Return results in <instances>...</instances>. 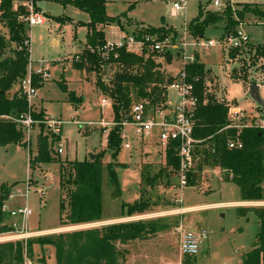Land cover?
Here are the masks:
<instances>
[{
    "label": "rangeland",
    "instance_id": "374dc122",
    "mask_svg": "<svg viewBox=\"0 0 264 264\" xmlns=\"http://www.w3.org/2000/svg\"><path fill=\"white\" fill-rule=\"evenodd\" d=\"M64 1L18 0L13 5L14 10L22 6L28 14H42L46 17V24L32 27L21 17L30 38L31 65L28 68L33 71L47 69L50 73L49 78L43 80L37 88L32 109L47 117L53 116L63 124L60 126V136L48 132L44 125L42 130L40 127L35 128L30 134V140L25 133L26 147L0 146V201L4 195L2 185L11 190V195L0 209V228L6 227L10 231L0 234V238L8 237L12 231H21L23 228V223L11 217L8 210L27 206L32 211L27 221L28 231L43 232L31 238L34 241L77 229L139 221L155 222L165 225L162 232L127 245H119L120 249L127 252L124 264H241L243 255L252 249L260 225L255 214L242 216L238 209L264 207V204L233 205L242 201L240 189L236 184L223 180L226 172L219 167L205 166L200 172L197 166L196 182L182 189L172 174L170 186L160 183L169 180L166 176H160L152 182L153 186H149L141 179L142 170L150 169L151 177H154L167 167L165 150L157 144L156 131L154 137L144 143L135 135L132 127H124L121 134L127 140H122L114 153H110L108 134L105 131L109 132L113 128L111 123H115L114 112L112 105L102 106L101 101L107 96L97 83L101 76L104 83L111 86L118 69L116 66L105 65L100 75L75 69L73 63L77 61V55L84 52L87 24L91 19L89 14L73 5L64 4ZM180 1L106 0L107 15L114 18L116 23L102 26L107 41H119L123 35L137 39L140 31L153 29L159 37L167 36L174 44L180 41L187 43V47L180 50L166 48L162 52H170L172 55L171 63L166 61L165 56L157 58L162 70L177 78L186 62L185 57L194 56L195 62L209 71L207 85L210 93L219 101H227L243 109L247 117L244 121H253L257 117L255 120L261 125V121H264V107L252 99L249 88L253 83L259 84V72L255 67L246 68L249 73L247 81L232 78L233 70L240 72L245 64L243 60L249 61L246 49L236 58L229 55L231 48L225 41L227 35L222 24L210 26L201 39L193 37L189 29L198 17L200 5H203L205 11H222L228 5L233 10L241 11L244 9L242 6L230 1L264 3V0H220V7L214 6L216 0L208 3L207 0H187L186 8L176 12L173 5ZM259 11H264V8L259 7ZM241 22L252 44L263 42V19L246 14ZM249 23L252 25L246 26ZM0 33L9 35L4 24H0ZM210 40L217 41L218 45L208 50L198 45ZM130 48L138 50L139 46L133 44ZM12 49H15V44ZM62 83L67 84L69 90L75 91L82 102L76 105L69 102L68 94L61 89ZM18 90L19 83H16L9 97H13ZM260 93L264 100V86ZM170 96L177 98L176 90L170 89ZM108 123L111 125L104 126ZM41 132L49 139L51 157L55 162L32 168L29 160L38 151ZM127 143L131 146L129 149L126 148ZM57 144L63 146L64 153L61 155L56 153ZM98 153L103 154L102 221L61 227V220L69 212L68 187L60 184V163L55 159L83 161ZM110 167L115 170L118 182L117 196H114L117 187L112 185L109 178ZM142 194L151 205L148 211L143 215L123 218L124 206L134 204ZM119 218L123 219L115 223L105 222ZM14 224L18 225L17 228H13ZM55 229L58 230L51 232ZM201 230L207 232L208 239L200 254L195 257L181 255V234ZM28 259L33 264H43L42 259L47 264H57L55 249L48 245H32Z\"/></svg>",
    "mask_w": 264,
    "mask_h": 264
},
{
    "label": "trees",
    "instance_id": "16d2710c",
    "mask_svg": "<svg viewBox=\"0 0 264 264\" xmlns=\"http://www.w3.org/2000/svg\"><path fill=\"white\" fill-rule=\"evenodd\" d=\"M18 0L0 1V24H4L9 35L0 33V116L19 117L29 111L27 99L18 90L13 97H9L16 83L26 77L31 61L30 38L26 34V26L21 17L27 16L24 7L14 10L13 5ZM212 0H207L211 2ZM64 4H70L89 14L91 21L87 24L88 32L82 55H77L73 66L79 71L101 73L105 65L117 67V72L111 86L104 83L101 76L98 85L111 100L116 125L108 135L110 153L120 145L121 123L127 119L130 108L134 103L147 102L150 108H164L168 100L169 87L175 78L167 75L162 70L157 58L164 57L168 63L172 61L170 52H151L144 50L141 53H133L126 47L116 49L108 57H103L102 47L106 44V25L116 24L115 19L109 17L106 12V0H65ZM241 11L233 10L229 5L222 11H205L200 5L199 14L189 29L193 37H205V31L213 25L222 24L225 34L238 32V27L246 14L254 15L264 20V11H259L263 5L238 3ZM251 24V23H249ZM118 25V24H117ZM264 25V24H263ZM153 29H144L137 36L142 40L145 36H158ZM167 36H158V41H163ZM15 44V49L12 45ZM249 54V61L245 63L240 72L233 70L232 78L247 81L249 73L246 68H256L259 72V84L264 86V38L259 44L250 43L242 48H231L229 55L236 58L243 54V50ZM117 55V58L115 57ZM187 80L193 83L195 94L199 98V104L195 115L194 137L202 143L196 146V155L200 157L198 170L202 168L219 167L225 171V182H232L238 186L242 201H264V131L252 126L243 130L225 129L230 125L229 103L219 101L209 91L207 85V73L204 66L199 63L187 64L184 68ZM43 81L40 75H33L36 88ZM254 84V83H253ZM61 89L68 94V100L72 104H79L82 98L77 97L75 91L69 90L67 84H60ZM35 120L44 121L45 114L31 112ZM44 125H41V130ZM240 137L244 147L242 149H229L230 139ZM19 145L26 147L27 141L23 128L14 120L0 118V146ZM175 143L165 150L167 167L161 169L154 177H151L150 169L144 168L141 179L153 186L152 182L159 177H169V180L161 184L170 186L171 174L179 167ZM49 139L41 132L38 138V151L30 156V166L36 168L45 163L55 162L51 157ZM102 153L91 155L83 161L66 160L60 163V184L68 187L67 199L69 212L61 220V227L80 226L99 223L102 221ZM169 169H171L169 171ZM109 178L119 194L118 182L113 167L109 168ZM160 178V179H161ZM196 182V173L190 175L189 186ZM193 186V185H192ZM4 195L0 201V209L3 202L11 195V190L2 185ZM143 194L134 204L124 206V217H132L145 214L150 208ZM63 208V204L61 203ZM238 213L247 216V213L256 215L260 225V231L252 245V249L242 257L241 264H264V207L239 208ZM165 225L155 222L139 221L137 223H119L102 227L77 229L61 232L57 235L27 241L28 255L31 256L32 245L51 246L55 249L57 264H124L127 252L119 248V245H127L137 240L145 239L151 235L162 232ZM6 227L0 228V234L9 232ZM40 238V237H39ZM24 241H10L0 243V264H24ZM43 264H47L44 259Z\"/></svg>",
    "mask_w": 264,
    "mask_h": 264
},
{
    "label": "built area",
    "instance_id": "2783aa9c",
    "mask_svg": "<svg viewBox=\"0 0 264 264\" xmlns=\"http://www.w3.org/2000/svg\"><path fill=\"white\" fill-rule=\"evenodd\" d=\"M187 6V0H182L180 2H175L173 9L176 12L182 11ZM215 7L221 6V1H214ZM23 20L29 26L44 25L46 24V17L42 14H28L23 17ZM129 39V40H128ZM156 36H145L142 40H138L135 37L128 38L127 36H122L119 41H107L102 47L103 57H108V55L115 51L126 47L128 51L133 53H141L144 50L151 52H165V49H182V47H187V43L180 41L174 44L169 37H166L163 41H158ZM226 43L230 48H242L243 46L249 45L250 37L247 33L242 30H238L237 34H227L225 39ZM137 44L139 46L138 50H133L130 48L131 45ZM205 50L210 47L218 45L215 40H210L208 43H200ZM117 58V55L115 56ZM185 64L182 67L179 75L175 78L173 84L169 89L176 90L177 100L169 99L167 100L164 108H150L147 102H137L134 103L127 115V119L121 123L122 129L124 127L130 126L134 129L135 135L144 143L149 141L154 137L155 131L157 132L158 145L162 150H166L170 145L175 143L177 146V157L179 159V167L173 172V176L178 181V185L182 188L189 187L190 175L196 173L197 166L200 157L196 155V146L202 143L194 137V127H195V115L199 104V98L195 94V87L193 83L188 82L187 74L184 70L187 64L195 63V57H185ZM31 65V61L30 64ZM29 67V66H28ZM44 71V72H43ZM33 75H40L43 80L49 78V74L46 70H34L28 68L27 75L19 83V90L22 95L27 99L29 111L19 117L12 116H0V118H7L16 121L27 134L28 140H30V134L35 130V128L45 125L48 132H52L55 135L60 136V126L63 124L62 121L57 120L55 117H47L44 121L35 120L32 117L31 112L32 104L34 98L37 96V88L34 86ZM102 106H111V100L104 98L102 99ZM245 111L239 106L229 105V118L230 125L225 129H238L243 130L248 127H258L264 129V121H261V125L258 124V120L244 121L246 117ZM113 127L116 123H111ZM111 124H106L108 126ZM122 131V130H121ZM109 135L110 131H105ZM122 140H127L125 135L121 134ZM131 146L129 143L126 144V148L129 149ZM229 149H242L244 147L243 141L240 137L235 139H230L228 142ZM57 155L64 153L63 146L57 144ZM6 209V208H5ZM11 217L20 220L23 223V228L21 231H12L9 236L0 238L1 242L10 241H24V264H33L28 259L27 251V241L31 238L43 234V232H29L27 229V221L32 215V211L27 207H19L13 210H8ZM17 224L13 225V228H17ZM208 239V234L205 230L201 231H186L181 234L180 238V253L183 256L195 257L201 252V248L204 242Z\"/></svg>",
    "mask_w": 264,
    "mask_h": 264
},
{
    "label": "crops",
    "instance_id": "0c3cea01",
    "mask_svg": "<svg viewBox=\"0 0 264 264\" xmlns=\"http://www.w3.org/2000/svg\"><path fill=\"white\" fill-rule=\"evenodd\" d=\"M230 2H233V3H250V4H259V5H263L264 3H256V2H254V3H252V2H236V1H230ZM249 25H252V24H246V26H249ZM257 25H260V24H257ZM244 25H241L239 28H238V30L240 29V30H242V31H246L245 30V26L243 27ZM106 34V33H105ZM250 37V36H249ZM107 39V38H106ZM48 71V74L50 75V73H49V70H47ZM258 85H260V84H258ZM263 88V86L262 85H260V91H261V89ZM168 98L169 99H172V100H177V98H172L171 96H170V89H169V91H168ZM229 103V105L231 104L230 102H228ZM46 118H47V116H46ZM255 204V203H259V202H247V201H241V202H237V203H235V204H233V205H239V206H241V205H244V204ZM259 204H261V203H259ZM262 204H264V201H262ZM120 219H123V218H119V219H115V220H108V221H105V222H108V223H115V222H117V221H119ZM59 229V228H58ZM58 229H55V230H53V231H51V232H54V231H56V230H58ZM39 232H41V231H39ZM49 232V231H48Z\"/></svg>",
    "mask_w": 264,
    "mask_h": 264
},
{
    "label": "water",
    "instance_id": "95a60500",
    "mask_svg": "<svg viewBox=\"0 0 264 264\" xmlns=\"http://www.w3.org/2000/svg\"><path fill=\"white\" fill-rule=\"evenodd\" d=\"M249 88H250V93H251L252 99L255 102H257L260 106L264 107V100L262 99L261 93H260V85L252 84V85H250Z\"/></svg>",
    "mask_w": 264,
    "mask_h": 264
}]
</instances>
